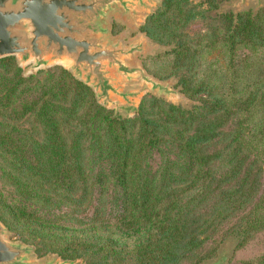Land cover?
<instances>
[{"label":"trees","instance_id":"1","mask_svg":"<svg viewBox=\"0 0 264 264\" xmlns=\"http://www.w3.org/2000/svg\"><path fill=\"white\" fill-rule=\"evenodd\" d=\"M197 7L163 0L140 28L168 47L153 72L177 76L189 108L150 96L119 118L65 68L25 76L0 60V216L14 237L87 264H199L264 229V9L191 32Z\"/></svg>","mask_w":264,"mask_h":264},{"label":"water","instance_id":"2","mask_svg":"<svg viewBox=\"0 0 264 264\" xmlns=\"http://www.w3.org/2000/svg\"><path fill=\"white\" fill-rule=\"evenodd\" d=\"M162 1L0 0V60L14 57L20 67L32 64L36 71L63 65L93 89L100 104L115 109V116L131 117L139 112L134 102L137 93L126 85L136 79L158 97L179 92L134 62L150 38L140 33V39L126 44L114 36L113 18L119 15L141 27ZM9 230L0 216V264H38L33 260L34 247L10 240ZM43 264H82V260L59 255Z\"/></svg>","mask_w":264,"mask_h":264},{"label":"rangeland","instance_id":"3","mask_svg":"<svg viewBox=\"0 0 264 264\" xmlns=\"http://www.w3.org/2000/svg\"><path fill=\"white\" fill-rule=\"evenodd\" d=\"M192 1L194 5L199 6L197 7L199 10H203L204 15L203 16L200 15L198 18H196L191 22V25L189 26L191 32L206 31L207 30L206 27L209 24L213 22H217V19L226 12L235 13V12H242L245 10L252 9L254 13H257L260 10L264 9V0H259V1L258 0H211L212 3H208V2L203 3V0H192ZM158 7L159 6H157V8ZM157 8L155 9V11L157 10ZM113 19L114 20L112 22V29H113V34L114 36H116V38L121 39L126 44H129L134 39H138V38L140 39L139 35L141 33L140 32L141 27H139V24H131L127 21H124L122 17L119 15L118 17H114ZM158 45H160L162 52L166 48H168L167 46L159 43H155L150 39V42L145 45L144 51L141 54H139V56L134 60V62L141 63L145 67L146 71L150 76L161 82L171 83L173 87L179 92L178 94L173 95L172 97L160 96L159 98H163L168 102L178 105H183L184 107L189 108L193 104V101L183 91V87L180 84H178V77L173 75L169 78L161 79L153 72L159 66H161L160 60H153L156 53L160 52V50L158 51L155 48L156 46L159 49ZM245 52L250 53V51L246 49L239 50V53L241 55H243ZM259 54L260 53H258V55ZM204 56L206 59H208L209 62H211L214 65V67L218 70L219 76H221V74L224 73L227 64V58L224 59V57L226 56L224 51L221 49H213L210 52L204 53ZM31 66L32 64L26 65L24 66V68L21 67L23 69V73L24 70L26 71L25 76L36 75L41 71H48L54 68H65L63 65L55 64L50 67H44L36 71L33 70ZM126 89L128 91H133L137 93L134 102L139 108L142 101L145 98L150 96H157L156 94L151 93L150 90L145 88L141 84L139 79H136L133 83L126 85ZM113 110L115 111V109ZM137 114H134L131 117H134ZM159 162H160V157L159 154L156 153L153 163L156 166ZM3 188L5 189L4 190L5 193L8 192L7 190L9 189V187L3 183V180L0 177V190ZM96 197H98V195L95 193L93 199L90 202L78 208L77 215L82 217L92 215L94 211V207L95 205H97ZM232 224H230V226ZM8 238L13 241H22L14 237L11 230H9ZM243 239L244 238L242 236L240 237L239 234L229 235V237L225 241H223V243L219 246L214 256L203 260L199 264H206V263L212 264L218 260H221V264H250L251 262L257 261V259L262 254H264V229L253 233L249 237L248 241L244 243H242ZM30 245H32L35 249L33 253V260L38 264H43L52 257H59L57 253H53V252L40 255L36 250V246L33 244ZM81 260H82V264L86 263L83 259ZM194 261L195 260L186 261L184 264H192L194 263Z\"/></svg>","mask_w":264,"mask_h":264}]
</instances>
